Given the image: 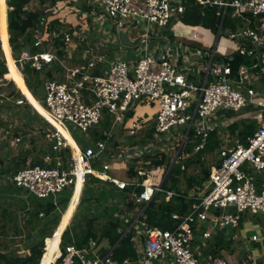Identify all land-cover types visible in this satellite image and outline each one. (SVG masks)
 Masks as SVG:
<instances>
[{"label":"built area","instance_id":"built-area-1","mask_svg":"<svg viewBox=\"0 0 264 264\" xmlns=\"http://www.w3.org/2000/svg\"><path fill=\"white\" fill-rule=\"evenodd\" d=\"M64 1L67 4L70 0ZM188 1L201 6H215L222 17L229 13L231 18H241L250 23L248 16H252L254 21H257L255 27L237 29L230 32L229 36L248 40L241 41L236 52L257 61L250 66L239 65L233 74L229 64L231 56H220L215 49L204 52L195 48L190 51L185 46L186 50H183L180 63H174L161 55L159 57L156 51L159 47L149 48L150 30L170 28L176 23L195 31L199 27L181 24L180 19ZM58 9L56 5L53 8L48 6L44 10L41 17L43 32H37L33 42L36 51L25 48L20 52L18 59H15L20 70H23L26 64L41 72L55 64H59L64 70L62 80L46 78L43 81L44 108L48 114L64 128L71 125L83 136L88 137L91 129L97 126L104 116L113 117L114 121L122 123L128 110L137 103L146 102L156 105L154 124L149 128L150 131L152 129L151 138L143 144L121 147L115 143L109 145L106 138L99 139L90 141L85 147L76 146V151L72 152L71 146L53 127L54 131H47L45 135L52 143L51 149L60 152L68 148L69 154L65 155L64 159L60 155L57 156L51 166L49 164L52 159L47 155L44 157V166L28 164L8 174L12 185L36 198H52L54 202L62 191L74 187L79 177L82 184H85L89 177H93L109 183L119 191L130 186L141 187L138 191L133 189L129 196L135 207L129 212L130 220L127 219L128 225L122 232L125 235L132 232L130 240L135 248L138 247L134 264H264V258L249 261L216 257L202 261L191 249L197 236L210 239L217 230L235 225L240 215L264 214V179L258 180L253 174V171L264 172V118L260 120L253 134L246 138V143L236 141L219 147V160L210 166L208 178L201 186L196 185L192 192L188 193L162 188V182L174 164L189 158L192 152L197 154L205 149L210 135L218 130L217 124L211 120L217 110L238 113L248 105H257L264 109V102L257 98L258 93L249 86L253 78L264 75V0L92 2L89 11H74L83 24L80 25L79 32L75 28L79 23L70 26L73 30L64 37L65 51L69 47L76 48L82 42L81 33L87 29L86 16H91L100 23L107 19L111 22L114 36L118 38L124 34L130 41L136 39V45L139 47L135 58L122 59L117 56L100 75L91 72L94 63L90 62L87 66H68L54 49L45 47L44 42L50 37L46 33L47 24ZM64 17L58 15L61 21ZM137 25H143L145 32L133 35V28ZM221 31L220 26L218 33ZM190 35L192 40H198L196 32H191ZM162 46L167 52L178 50L168 43ZM91 50L92 48L87 49L86 53H91ZM94 59L96 62L102 60L95 54ZM200 73L203 78L198 81L189 78V75L194 77ZM138 127L139 125H131L125 132L129 136H136ZM174 135V144L167 147V140L171 142V136ZM158 139H163L167 149H172L173 146L176 154L170 159L166 151L160 150V153L156 154L165 155L169 165L149 167L150 159L145 157H153L152 152L159 151L153 145ZM16 141H19V138ZM188 143L193 145L191 152L181 153ZM203 155H200L201 159H204ZM121 162L132 166V176L119 179L112 175V165ZM155 170H160L157 177L154 176ZM156 194H163L165 201L181 197L189 202L183 216L172 215L174 219L180 220L172 229L148 227L141 218L142 206ZM226 208H231L234 212L225 214ZM39 216H42V213H39ZM251 240L261 243L264 240V227L260 233L253 234ZM60 242L59 255L51 264L112 263L110 254L97 255L98 244L92 238L82 246L71 242L60 247Z\"/></svg>","mask_w":264,"mask_h":264},{"label":"trees","instance_id":"trees-1","mask_svg":"<svg viewBox=\"0 0 264 264\" xmlns=\"http://www.w3.org/2000/svg\"><path fill=\"white\" fill-rule=\"evenodd\" d=\"M31 0H6V7H7V27H8V33H9V44L11 47L12 55L14 59H18L20 52L25 49L29 48L32 52L36 51V47H34L33 42L35 40L36 33H42L43 32V25L41 24V17L44 13L45 9H41L40 7H37L35 9H29L27 8L28 3ZM61 0H41L40 5H44V3L49 2V7H52L53 5L57 4ZM64 2V0H62ZM54 3V4H53ZM4 5L3 3H1ZM90 6H82V11H89ZM47 9V7H46ZM251 20L250 27L253 28L256 26L254 23V18L252 16H248ZM181 22L188 26H201L205 29H208L213 34H216L219 27L221 26L222 30H227L230 32H234L239 28H243V21L241 18H231L229 13H226L224 17L218 12V9L215 6H201L199 4H196L192 1H188L185 4V9L183 11V14L181 16ZM70 26V25H69ZM73 28L67 27V25L64 23V21L59 20L58 18H53L46 27V33L49 34L51 37L49 41L44 42V45L46 48L50 47L51 49H54L56 51V54L59 58H63L66 56V52L64 51V37L67 34H70L72 32ZM55 33V36L53 34ZM83 42V41H82ZM2 50L0 47V79L4 76V74L7 72V67L4 59H2ZM229 64L232 69V73L235 74L236 70L238 69V66L241 64L249 65L250 59L246 55L239 54L238 52H235L232 54L229 60ZM24 77L25 84L27 85V88L35 94L32 88L31 83H42L43 78L40 77L41 73L38 70H35L31 68L29 65H25L23 67L22 72ZM30 72L33 76L32 82L30 78ZM49 78L51 77V74H47ZM12 82L9 81L7 83V86H11ZM43 85V83H42ZM8 97H16L17 100H21L27 107L29 105L22 99L20 93L18 90L11 89L9 93L7 94ZM131 114V112H128L127 115ZM24 117L26 122L29 124H32V120L34 121V117L38 118L39 120H43L42 117H40L36 112L34 113V117L31 116L30 112L27 111L24 113ZM105 124H103V119L100 121L102 124L99 128V124L91 129L89 132L90 136L89 138L83 136L79 131L75 132L72 129V136L77 141V143L81 147H85L89 145L92 141L97 140L98 138L103 137L101 133V127H107V119H105ZM103 122V123H102ZM100 129V130H99ZM235 126L231 127V131L234 132ZM256 129L252 126V124H247L245 129L242 130L243 134V141L242 143H246V138L248 136H251L253 132ZM46 132L47 130H44L42 132L43 136L46 138ZM152 134V129H151ZM210 140L213 141L211 145H205V149L198 152L195 159H191L190 157L183 160L181 163L174 164L170 171L168 172L166 178L162 182V188L163 189H173L175 191H181L182 189L179 187L180 183V176L182 174L184 175V168L188 167L191 164L198 163L200 161V155L204 154L205 150L212 147H217L219 144L216 136L212 133L210 135ZM91 141V142H90ZM51 142L48 145V156L51 157L52 162L49 164V166L54 165V158L57 156H61L63 159L65 158V155L69 154V149H63L60 152H54L51 149ZM193 148V145L188 143L184 147V151L181 153L186 154L191 152ZM181 156V155H179ZM180 158V157H179ZM145 159H150L149 167H160L164 164L167 166L169 165V160L165 157V155H161L160 158L157 156H146ZM182 160V159H181ZM30 164H40L42 166L46 165V163L43 161V159H40L39 162L30 163ZM181 164L183 166V169L181 170ZM22 168V167H21ZM18 169H20L19 163H17L13 169L8 168L7 166H2L0 168V176H8V174H11L13 172H16ZM129 176H132L134 172L132 169L127 173ZM209 174V168L204 169L203 176L200 179H195V177H189L187 188H191L194 185L201 186L203 183L206 182ZM93 178V177H92ZM92 178L87 179L86 183L83 187V192L80 197V200L78 202L77 207L82 206L84 203L89 204L94 200L97 201L99 192H95L94 190H97V187L93 186V180ZM96 179V178H95ZM261 178H258L260 180ZM97 181L101 182L97 179ZM106 183V182H103ZM11 186L9 187V185ZM8 184V187L5 190H8L10 192H17V193H26V200L30 203L32 202L34 205L31 209L26 205V201L23 200V207L25 211H28L27 217L23 218V225L28 228L27 234H25L24 240L19 243L21 246L9 244L7 245V239H12L13 237H16L17 232L19 231V228L21 227L18 225V221L16 222L14 217L11 216V212L8 211V209L5 207V209H2V217L6 220L5 221V227L10 226L14 230L13 235H8L7 231H5V228L2 226L1 231L2 234L5 236V243L0 248V264H39L41 256L43 255L45 249H46V243L44 245V239L45 241H49L50 237L53 235V231L55 227L57 226L61 214L67 207V204L69 202V199L71 197L72 189L67 188L64 191H62L60 194H58L55 198V202L51 199H39L36 198L33 195L28 194L25 190L20 189L12 185L10 182ZM107 184V183H106ZM109 184V183H108ZM107 184V185H108ZM110 185V184H109ZM114 189V186H109ZM133 189H136V191L140 190L139 188H133L132 186L127 187L126 189L119 191V198L122 204L116 203L112 205L114 207V211H116L117 214H123V213H129L131 212L134 207V201L129 199L130 194L133 193ZM107 191V190H106ZM184 192H187L186 190H182ZM108 194L111 195V192L107 191ZM88 194V196H87ZM113 195V194H112ZM189 202L181 197H173L169 201H165L163 194H156L154 197L146 204L142 206L143 208V214L141 218H143L146 226L148 227H156L159 229H172L177 225V223L180 221L179 219H174L172 217L173 214H178V216H183L188 207ZM113 212L107 216V218L103 221L102 224L99 225V227L94 228L93 223L101 218L103 214H99L94 217H84L86 218V229L83 231L82 234L75 235L71 231V227H67L62 235H61V242L60 245L63 247L65 244L69 242H74L77 246H82L87 243V241L92 238L98 243L107 244L104 249L101 251V255L105 254L107 249L110 247H113L118 241L121 236V232L118 231L119 227H124L128 225L127 222L118 220V216H112ZM24 213V212H23ZM39 213H42V216H39ZM75 217V213L73 214L72 219ZM71 219V220H72ZM239 219L242 220V217L239 216ZM74 220V219H73ZM130 220V219H129ZM124 222V223H123ZM7 223H10L9 225H6ZM50 223V224H49ZM71 234L74 235V237H71ZM8 236V237H7ZM10 236V237H9ZM132 236V232H129L125 237H123L116 246L112 249L111 258L114 262L117 264H133L132 262L136 259V248L135 245L130 240V237ZM73 240V241H72ZM44 248V249H43ZM22 249V251L20 250ZM216 253V252H215ZM55 257V256H54Z\"/></svg>","mask_w":264,"mask_h":264},{"label":"rangeland","instance_id":"rangeland-1","mask_svg":"<svg viewBox=\"0 0 264 264\" xmlns=\"http://www.w3.org/2000/svg\"><path fill=\"white\" fill-rule=\"evenodd\" d=\"M85 1H88V0H85ZM85 1L84 3H82L81 6L78 7L79 9L78 11L82 10L81 9L82 6L84 5L88 6V3ZM40 2L41 0H31L28 3L27 8L35 9L37 7H40L42 10L43 9L46 10V7L48 8V6L51 5V4L49 5V2L44 3V5H40ZM1 3H3L4 5H2ZM62 3L64 2L62 1ZM58 5H59L58 13L60 16L66 15L68 13L63 19L64 21L66 18H68L67 16H72L71 15L72 10L69 8V5L71 4H67V7L65 6V3L58 4ZM75 6L77 7L78 4L75 3ZM6 11H7L6 1L3 0L2 2L0 0V22L1 24L7 25ZM76 21H78L79 23V25L75 27L77 29V28H80V25L83 24V21L79 19ZM85 21L87 23V29L81 33V37L84 39V42H82L81 44H83V46L86 49H88L89 47L93 45L94 47H92L93 48L92 50L96 53L94 54L97 56H99V54H104V52L106 51V55L104 56V60L102 62L104 65L107 64L109 59L113 58L112 60H114L117 56H119L122 59L135 58V54L133 53H135L136 51L134 50L123 51L122 49H119L113 43L112 39L114 36V31H112L113 27L110 21L106 19L103 23L96 22L91 16H86ZM66 25L68 28L70 27L69 26L70 24L66 23ZM202 28L198 29V32L205 35L204 38L213 41L212 39L213 33L212 32L209 33L208 31H203ZM156 30L157 29L150 30V35L153 36ZM141 32H145L143 25L134 26L133 35H138ZM229 34H230V31L222 30L218 37V44L221 43L222 40L230 38ZM233 41L237 43L238 45L241 41V38L236 37ZM153 44H155V41L150 40L149 46L151 47V45ZM0 47H1V50L4 49L2 46ZM81 49L82 48L80 45L78 49V51H80V54H81ZM2 59H4L3 54H2ZM16 65L18 66V63ZM47 71L55 75V79L62 80L64 78V76L61 75V74H64V70L59 64H56L55 66H48V68H45L44 70H42V73L44 74ZM22 73H24V71ZM30 75L31 76L29 79L32 82H34L31 72H30ZM24 76L25 75H22L23 78H25ZM9 81L12 82V85L10 87L7 86V83ZM260 83L262 86L261 88H257V90L262 96H264V81ZM31 84H32L33 91L35 92V94L33 93L32 94L36 97L37 100H39L40 105L43 107L44 106V101H43L44 100V87L42 83L41 84L31 83ZM11 89L18 90L16 86V81L14 79L10 80L9 77L4 74V76L0 79V168L2 166H7L8 168L13 169L17 163H19V166L21 168L33 162L37 163L40 161V159L44 160V157L49 154L48 145L50 144V140L45 138L42 132L44 130L54 131V128L51 126L52 124L50 125L49 122L43 117H42L43 120H39L38 118H35L34 113L36 111L33 108L31 109L32 106L30 104L29 105L31 107H27L23 102L20 103V100H17L16 97H12V98L8 97L7 94L9 93ZM24 98L27 99L26 97ZM153 110H156V105H152V106L145 105L144 106L143 104H140L136 106L134 115H136L137 113L143 114L144 112H149ZM27 111H29L31 116L34 117V121L32 120L31 122L32 124H29L25 120L24 113H26ZM105 119H103L104 122H105ZM251 124L255 129L258 126V123L256 122V120L252 121ZM67 126H68L67 129L71 134H72V129L74 131L77 130L71 125H67ZM246 126H243V127L238 126L237 132L239 131V129H242V130L245 129ZM217 131H215L213 134L215 135ZM234 135L235 134H233V136ZM233 136H230L229 139L233 140L235 137ZM17 138H19V141H16ZM175 139H176L175 135L171 136L172 141L169 142V140H167V144H168L167 147H170V145H173L174 144L173 140ZM223 139L224 141L220 139L221 142L226 143L227 142L226 139L224 137ZM211 143H213V141L210 140L209 138L208 141L206 142V145L209 146L211 145ZM153 145L156 146V148H158L159 151L152 152L153 153L152 156H158V158H160L161 157L159 156L160 154H156V153H160V150H164L168 153L167 155L171 157L170 159L175 157L176 149L173 148V146H172V149L171 148L167 149L166 144L163 141V139H158ZM203 156H204V159H201L200 157V161L198 163L191 164L188 167L184 168V172H183L184 175L182 174V176H180L179 187L181 189L186 190L187 183H188L187 181L190 176L195 177V179H200L203 176L204 169L209 168L211 165L216 164L218 162L219 145L217 147H212V148H208L207 150H205ZM196 157H198V155L195 154V152H192V155L190 156V158L195 159ZM124 168H125V165H120V163L119 164L116 163L112 165L111 170L116 169V170H120L121 172L122 170H124ZM182 169L183 168L181 167V170ZM115 173H117L118 175V172H115ZM156 173L160 175V170H158ZM253 174L256 176V178L264 179V172L262 171H253ZM120 176H123L122 173L120 174ZM92 180L93 182H97V179L95 178H92ZM8 184H10L8 176H0V231L3 226L5 228L4 232L7 231L8 235L11 236L14 234V230L12 227L10 226L5 227L6 220L2 217V209H5L6 207L8 211L11 212V216L16 218L15 221L16 222L18 221V225L21 226L19 228V231L17 232V234L19 235H17L16 237H13L12 239L8 238L6 240L7 245L13 244V245L21 246L19 243H21L22 240L26 239L24 236L28 232V228L23 225L22 217H27L26 213H28V211H25L24 209H22L23 200L26 201V205L28 204L27 206L29 207V209H31L34 204L32 202L29 203L26 200V193L24 192L14 193V192L5 190L8 187ZM10 186L11 184L9 185V187ZM71 188L72 187H70V189ZM94 191L98 192V190H94ZM113 196L114 195L108 194L107 191L105 190V192H103L102 194H98L97 201L93 200L89 204L90 206H88V203H84L82 206L77 207V209L74 212L75 213V217L73 218L74 220L72 219L69 222V227H71L72 233L73 234L75 233V235H79L83 233V231L87 227L85 223L86 218H84L85 216L88 218L94 217L92 214H94L95 216L99 214H103L100 217H103L104 215L106 217L109 216L114 210V207H112V205H114ZM233 212L234 210L231 208L224 209L225 214L233 213ZM243 216L245 217L244 227L246 228L247 235H251L253 232L258 231L259 225L264 224V214L247 213V214H244ZM41 217H44V215ZM103 221L104 219L102 218L97 219L93 223L94 228L99 227V225L102 224ZM9 224L10 223H7L6 225H9ZM46 238L44 239V242L47 245V241H45ZM4 243H5V236L2 234V232H0V248L4 245ZM193 248H194V245L192 244L191 249ZM20 250L22 251V249ZM58 252H60V250H58ZM41 260H42V257L39 261L40 262L39 264H41Z\"/></svg>","mask_w":264,"mask_h":264},{"label":"crops","instance_id":"crops-1","mask_svg":"<svg viewBox=\"0 0 264 264\" xmlns=\"http://www.w3.org/2000/svg\"><path fill=\"white\" fill-rule=\"evenodd\" d=\"M1 1L3 2V0H1ZM84 1L85 0H70L69 3H67V4H71V5H69V8L72 10L71 11L72 16H67L68 18H66L65 21L63 20L65 24L68 23V24H70V26L71 25L73 26V24H76V22L78 23V21H76V20H78V19L82 20L80 17H77L75 15L74 11L77 12L76 10H79L78 7L81 6L82 3H84ZM97 1H99V0H88L85 2H87L88 6L90 5V7H91L92 2L94 3ZM64 3H65V1H64ZM64 3H62V0H61V1L57 2V4L53 5V7L57 5V7L59 8L58 4H64ZM75 3L78 4L77 7L75 6ZM67 4L65 5L66 7H67ZM53 7H51V8H53ZM90 7H89V9H90ZM6 15H7V11H6ZM58 15H59V13L56 12L55 14H53V18H58ZM66 15H63V16H66ZM250 23L243 21V28L250 27ZM254 23L257 24V21L255 20ZM181 24H183V23H181ZM183 25H185V24H183ZM185 26L188 27V25H185ZM200 28H202V27H197V30L195 31L194 29H188V28L182 27V26H180V24L176 23L175 25H173L170 28L157 29L153 36L149 34L148 44H149L150 40L155 41V44L151 45V47H154V48L156 46L159 47V48H156L158 56L160 57V55H161V57L169 58L174 63H180L181 62V55L183 53V50H186L184 48L185 46H187L190 51H193L195 48H198L204 52L212 51L213 49H215L216 52L220 56H223V57L232 56V54H234L236 52V48L240 43L237 45V43H235L233 41L235 38L230 37L228 39L222 40L221 43L218 44V37L220 34V33H218V31L216 34H213V37H212L213 41H211L209 39L204 38L205 35L198 32V29H200ZM202 30L208 31L209 33H211L208 29L202 28ZM76 31L79 32L80 31L79 28H77ZM191 32L197 33V39L198 40L194 41L191 39V35H190ZM7 33H8L7 25L1 24V22H0V37H1V34L6 35V46L3 45L1 40H0V46H2L4 48L2 50L3 57H4V60H6L7 72L5 73V75L8 76V74H9V76H8L9 79L10 80L14 79L16 81V86L18 88V92L20 93L22 99L27 103L26 99L24 98L25 93H24V90L22 88V86L26 87V88H27V86L24 82V78L22 77V75H23L22 70H20L17 67V65H16L17 63L15 62V59L12 55L11 47H10L9 40H8L9 33L8 34ZM217 35H218V37H217ZM50 38L51 37H49V40H50ZM74 40H76V39H74ZM82 41L84 42L83 38H82ZM112 41L119 49H122L123 51H130V50L136 51L133 54H136L138 49H139V47L137 45L129 46V47H123L120 40H119V37L117 38L116 36H113ZM241 41H243V42L247 41L248 42V40H246V39H241ZM81 43L82 42H80V45L82 48L81 54H80V51H78L80 45L77 46L76 48L69 47L66 49V51L64 50L66 52L65 53L66 56L62 58L64 60V63L68 66H74V65L87 66L90 62H92V63H94V65H93V68H91V72L94 74H97V75L103 74L108 69L110 62L113 61L112 60L113 58L109 59L107 64L104 65L102 62L104 60V56L106 55V51H105L104 54H99V57H101L102 60L99 62L98 61L96 62V60L94 59V53L95 52L93 50H91V53H86L87 49ZM166 43H168L169 45H171L174 48H177L178 50L176 52L175 51L167 52L166 48L164 46H162L163 44H166ZM179 44H181L180 47H179ZM92 47H94V46L92 45L88 49H91ZM151 47L149 46L150 49H153ZM249 59H250V64L246 65V66H250L253 62L257 61L251 57H249ZM55 65H51V66H55ZM40 73H41L40 77L43 78V80H42V83H43L44 79L49 78V76L47 74H49L50 72L49 71L46 72L47 73V74H45L46 77L41 71H40ZM50 74H51L50 78L55 79V75H53L52 73H50ZM61 75L64 76L63 74H61ZM189 76L191 79L194 78V81H198V80L203 78L202 73L195 74L194 77L191 75H189ZM56 80H60V79H56ZM263 81H264V75L262 77L253 78L252 84L249 86H252L255 89V91L258 93L257 98L264 102V96H262L257 90V88H261L262 85L260 82H263ZM34 84H36V83H34ZM27 90L36 99V97L32 94V92L28 88H27ZM38 102H39V100H38ZM140 104H143L144 106L145 105L146 106L147 105L152 106V104L146 103V102L137 103L131 110H128L125 113V120L122 123L114 121L113 117L104 116L103 119H105V118L107 119L108 125H107V127H103V128L101 127V130L99 129L101 131L103 137L98 138L97 140L106 138V139H108L109 145H114L113 143H115V145L117 144L120 147L121 146H127V145L129 146V144L130 145L131 144L139 145V144L146 143L147 140L149 138H151V131L149 128L154 124V120H155V116H156V110L144 112L143 114L137 113L136 115H134L136 106L140 105ZM29 107H31V106L29 105ZM246 107H247V109H246ZM246 107L244 109H242L241 111H239L238 113H231L230 111L220 109V110H217L216 113L211 117V120L214 121L218 127L217 128L218 131L216 132L215 136L219 142L218 143L219 147L221 145L225 144L224 142H223V144H221L222 142L220 139H222L224 141L223 137L227 141L226 144H232L236 141L242 142L243 141L242 129H239V131L237 132L238 126H242V127L246 126L247 124H250L252 121H255V120L259 125L260 120L262 118H264V109L263 108H261L257 105H248ZM31 109H32V107H31ZM128 112H131V114L127 115ZM105 122L103 124H105ZM100 123H99L98 128L102 125ZM118 124H120V125H118ZM131 125H139V127L137 128L139 130H137L138 133L136 134V136H129L125 132V130ZM233 126H235V128H236L234 130V132L231 131V127H233ZM65 129L68 131L67 128H65ZM69 134H70L71 138L73 139L75 145L80 146L70 132H69ZM233 134H235L234 135L235 137L233 136ZM89 136H90V134H88L87 138H89ZM230 136H233L234 139L233 140L229 139ZM71 149H72L71 151L73 152V147H71ZM120 165H125L124 170H122L120 172V170L115 169V170H111V173H112V175H114L115 177H117L119 179H126L127 176H129L127 173H129V171L132 169V166L128 165V163L123 164L122 162L120 163ZM127 169H128V171H127ZM132 171H133V169H132ZM157 171L158 170L154 171V176H156V177L158 176V174L156 173ZM115 172H118L119 176ZM121 173L123 176H120ZM89 178H92V177H89ZM103 182H105V181L93 182V186L98 188L97 190H98L99 194H102L103 192H105V190H107L108 192L110 191L111 194L114 195L113 196L114 204H116V203L122 204L121 202H119L120 201L119 190H117L115 188H114L115 190H112V188L109 187L111 185H109L107 182L106 183L108 185L106 183H103ZM195 186L196 185L193 184V186L189 189L186 187L187 192H185V193H188L190 191L192 192V189ZM83 187H84V184H82V189H81L82 191L80 193V197H81L82 192H83ZM73 188L74 187L71 188L72 192H73ZM72 192H71V195H72ZM80 197H79V200H80ZM70 199H71V197H70ZM70 199H69V201H70ZM78 202H77L76 206L78 205ZM67 206H68V204H67ZM76 206H75V210H76ZM75 210H74V212H75ZM73 214H72L69 222L71 221ZM128 214L129 213H123V214H117L116 215V211H114L112 216H114V217L118 216V220L127 221V219H129ZM240 216L242 217V220H240L239 216H238V218H237L238 220H237L235 225H229L222 230H217V232L210 239H202L201 235L197 236L195 238V240L192 242V244L194 245L193 250H194V253L196 254V256H198V258L202 261H208V260L216 258V257H228V258H235L237 260H249V261H258V260L263 259L264 258V240L261 241V243H259L257 241L255 242V241L251 240V236L253 234L260 233L261 229L264 227V224L259 225L258 231L253 232L251 235H247L246 234L247 233L246 228L244 227V221H245L244 218L245 217L243 215H240ZM101 218L105 220L107 217L104 215ZM69 222L67 223V225L65 226L63 231L69 226ZM59 223H60V220H59L57 226L59 225ZM57 226L55 227L54 231L56 230ZM125 227L126 226L120 227V228H118V230H121V233H122L125 230ZM63 231L60 233V235H62ZM52 234H55V232ZM60 235L57 236L58 250H59V242L61 241ZM125 236L126 235L124 233L121 234L119 241ZM71 237H74V235L71 234ZM97 244L98 245L96 248V252H97L98 256H103V255L105 256L106 254L111 255L112 249L114 248V246H116V244H115L113 247L108 248L106 253L101 255L102 249H104L107 244L105 245L103 243H98V242H97ZM58 250H57V252H58ZM136 250L138 251V247L136 248ZM57 252L55 254L54 260L59 255V252L58 253ZM134 261L132 262L133 264H134ZM51 263L52 262L45 263V264H51ZM111 264H117V263L112 260ZM155 264H164V263L157 262Z\"/></svg>","mask_w":264,"mask_h":264},{"label":"bare ground","instance_id":"bare-ground-1","mask_svg":"<svg viewBox=\"0 0 264 264\" xmlns=\"http://www.w3.org/2000/svg\"><path fill=\"white\" fill-rule=\"evenodd\" d=\"M0 40L2 42L3 45L6 46V35L1 34ZM6 63V60H4ZM9 76V74H8ZM24 93H25V97L27 98L26 101L28 104H30L32 106V108L44 119H46L49 124L54 127L55 129H57L61 135L64 137V139L66 140L67 144L71 145V147H73V152H75L76 150V145L73 141V139L71 138L69 132L56 120H54L46 111L45 108H43L40 103L38 102L37 99H35L30 92L27 90L26 87H23ZM82 189V179L81 177L78 178V180L75 183V186L73 188V192L71 195V199L68 203L67 208L65 209V211L62 213L61 219H60V223L56 228L55 234H53L50 238V240L48 241L47 245H46V249L42 255V260H41V264L43 263H49L54 261V256L55 253L57 251V236L60 235V233L63 231V229L65 228V226L67 225V223L69 222L72 214L74 213L75 210V206L77 204V202L79 201V197H80V193Z\"/></svg>","mask_w":264,"mask_h":264},{"label":"water","instance_id":"water-1","mask_svg":"<svg viewBox=\"0 0 264 264\" xmlns=\"http://www.w3.org/2000/svg\"><path fill=\"white\" fill-rule=\"evenodd\" d=\"M217 37H218V35H217ZM217 37H216V38H217ZM119 40H120V42H121V44H122L123 47L135 46L136 43H137V40H136V39L133 40V41H130L129 38H128L126 35H124V34H121V35L119 36ZM189 78H190V76H189ZM118 242H119V241H118ZM117 244H118V243H116V245H117Z\"/></svg>","mask_w":264,"mask_h":264},{"label":"clouds","instance_id":"clouds-1","mask_svg":"<svg viewBox=\"0 0 264 264\" xmlns=\"http://www.w3.org/2000/svg\"><path fill=\"white\" fill-rule=\"evenodd\" d=\"M44 245H45V242H44ZM44 249V248H43ZM42 257V256H41Z\"/></svg>","mask_w":264,"mask_h":264}]
</instances>
